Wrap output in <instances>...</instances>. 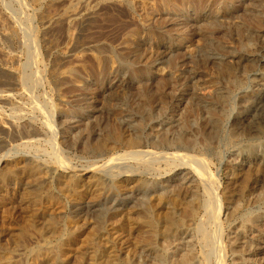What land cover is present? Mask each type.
I'll return each instance as SVG.
<instances>
[{"label": "rangeland", "instance_id": "1", "mask_svg": "<svg viewBox=\"0 0 264 264\" xmlns=\"http://www.w3.org/2000/svg\"><path fill=\"white\" fill-rule=\"evenodd\" d=\"M138 47L150 55L136 56ZM7 58L23 80L7 69ZM260 58L264 0H0V170L6 161L26 157L57 172L61 138L74 139L86 123L100 120L104 126V117L111 115L137 124L134 111L145 89L156 100L150 103L155 118L146 122L143 139L156 143L163 125L171 141L165 148L147 142L142 158L162 150L169 158L142 169L145 189L104 198L100 210L71 201L59 213L60 221L76 212L98 220L104 207H142L150 194L167 192L180 201L172 210L177 231L166 239H122L119 254L127 264H264V163L259 161L264 134L246 124L254 112L249 97L264 92ZM45 121H55L57 137L46 131ZM24 128L43 132L23 141ZM96 159L70 147L62 155L75 168ZM17 185L11 184L13 196ZM19 204L16 220L5 216L0 204V250H12L17 264H31L29 252L36 247L73 244L9 239L14 222L22 220Z\"/></svg>", "mask_w": 264, "mask_h": 264}, {"label": "bare ground", "instance_id": "2", "mask_svg": "<svg viewBox=\"0 0 264 264\" xmlns=\"http://www.w3.org/2000/svg\"><path fill=\"white\" fill-rule=\"evenodd\" d=\"M152 30L155 33L154 35H156L157 37L161 38L165 36L163 32L160 30L157 29H152ZM127 37L128 36H126V38ZM135 53L136 56L146 54L145 56L148 57V55H150L148 51H145L143 49L141 51L139 47L138 49H136ZM9 58H7L6 61L7 69L11 71L14 75H16L18 77L17 79L21 80L23 77H21L20 70L12 66L13 59L12 58L9 59ZM259 61L264 62V59L260 58ZM242 64L246 67L244 62ZM129 65H131V63L128 64L126 62L127 71H129L130 69ZM122 81H124V79ZM144 91L145 89L143 90L142 93V99L140 100L141 103H139V107L137 108V110L134 111L135 115L138 114L137 124L131 125L130 124L131 122L123 123V122H118L117 120L115 121V118L112 119V115H111L109 118L104 117V119L106 120V123L104 122L105 123L104 126H102L103 123H101L100 120H98L95 123H89V124L85 122L86 123V126L84 124L85 128L81 129L79 132L78 131L75 132L74 139L70 135L66 137V140L60 137L61 140H59V142L61 143V145L60 147L59 146L57 147L59 160L55 165V169L57 170V172L54 169H51V167L48 168L41 167L36 161L27 160L26 157L18 158L17 160L14 161L10 160L5 162L3 168L0 170V204L3 205L5 209V216L12 217L14 219L16 213H19L16 212L17 211L16 206H18L17 204L20 203L19 205L22 208L21 209L22 211H20L22 213V220L15 221L16 219L15 220L13 219V222L15 221L14 223L16 224V226L13 225L15 226V229L12 231V233L9 234V239H67L70 242L73 241V244L71 246H67L66 248L64 247L59 248L56 246L47 245V246H39L34 249H31V251L29 252L31 257L30 260H32L31 264H69L67 259H73V258L76 259V261L74 260L75 262H73L72 260L73 264H125L126 261L121 259L118 248L119 243L120 245L121 244L124 245L123 243L124 239H166L170 234H173L174 232L177 231L176 224L178 222H176L177 220L173 218L175 215L172 214L173 213L172 210L173 208L177 207V205L179 204L178 203L180 202L179 198L176 196L175 197L171 196L167 192H159V191L158 193L150 194L147 197V200L144 202V205L142 207L130 206L129 204L110 205V207L106 209H104L105 208L104 207L101 209L100 219L98 220H92L89 218L88 215L87 217L86 214L81 215L77 212L73 216L74 217L73 219L67 217L63 222H61L60 219L58 218L59 213L63 212L65 206L71 201H78L79 203L82 202V203H86L87 205H93L98 207L97 210H100L99 206H102L103 204L102 199L104 198H113L116 195H118L120 192H123L125 190H135L139 188L145 189L147 186V181L141 174L143 171L142 169L146 167L151 169V166L154 165L155 162L158 164L164 163V161H162L161 158L166 159L168 157L167 154L169 152L167 153L165 151L167 154H165L164 156L163 150L162 152L159 153H157L158 151L157 152L150 151V153H152L153 157L155 156V158H152L151 154H150L151 156L150 155L145 156L146 157L145 159L144 157L142 158V154L144 153V151L141 150V148L145 146H149V144H151V146L154 145L156 147L161 146L165 148L168 146V144L171 141L168 136V133L165 132L168 128L163 125L161 128L162 132H158L160 134L158 136L159 139L156 143L155 141L148 142L143 139L142 132L145 129L146 122L149 120H153L155 118V113L154 110L150 108L151 106L150 103H153L156 100V97H153L151 96V94H148ZM249 100H250V107L254 112L251 118L249 117L250 119L246 121V124L256 129L258 133L264 134V92L261 93L260 95L257 94L251 95L249 97ZM54 122L52 123L48 122L43 127H45L46 131H50L54 137H57L55 130L56 128L55 126L53 127ZM242 125L244 124L238 126L241 127ZM1 126L2 124L0 121V127ZM100 126H102V132L100 131L101 133H97L99 129H96V127L99 128ZM152 126L154 127L155 125ZM40 131L43 132L40 128L39 129L24 128L21 135L22 140L24 137H31V138L36 137L41 134ZM84 131H86L85 132L86 135L82 137ZM253 133L254 132H252L251 134ZM184 136L185 134L182 135L180 140L185 142L186 136L185 137ZM31 138L30 140H33ZM25 140H27V138ZM195 144H196V140H195ZM66 147L74 148L77 151H82L86 155L88 154L90 156H97V159L92 163L90 162L91 163L90 165H88L89 164L88 162V164L85 166L75 168L74 166L69 164L70 162L67 163L64 160H62V155ZM182 148L183 147H181V149ZM183 154L185 153H182V155ZM185 155L188 156L190 154L187 155L186 153ZM171 159L172 160L174 159L173 156ZM186 159L184 158V161ZM259 161L264 163V156L260 157ZM197 164L201 165L202 163L199 164V162H197ZM204 167L206 166L203 165V168ZM193 168H195L196 170L198 169V167H193ZM254 169L256 168L254 167ZM262 171L264 172V170ZM202 174H204V171ZM109 175H110V179L108 177ZM197 175L199 174L197 173ZM206 179L208 180V178ZM241 179H244V177ZM246 179L249 180L247 176ZM15 181L18 184L17 188H15L17 189V193L15 194L16 196H13L10 191H11V184ZM212 212H214V209ZM216 220L214 221L216 222ZM1 237L2 235L0 236V239ZM12 255H13L12 250L10 249L4 248V250H0V264H17L16 260L13 259L14 256ZM89 258L91 259V262L86 263L88 260H90ZM86 259L88 260L86 261Z\"/></svg>", "mask_w": 264, "mask_h": 264}]
</instances>
